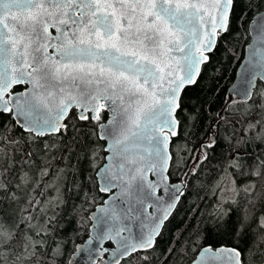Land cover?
<instances>
[{"label":"snow or ice","instance_id":"obj_1","mask_svg":"<svg viewBox=\"0 0 264 264\" xmlns=\"http://www.w3.org/2000/svg\"><path fill=\"white\" fill-rule=\"evenodd\" d=\"M262 7L264 0H0V264H57L63 188L84 165L96 173L95 192L108 197L88 219L100 225L92 239L115 245L111 264L133 254L140 264H173L189 252L191 264H264V160L252 168L243 159L250 144H264V91L246 80L237 99L216 109L214 99H185L207 53ZM249 31L264 69V15ZM81 122L92 127L83 132ZM182 135L196 141L183 162L170 148ZM90 137L105 141L102 165ZM218 148L226 155L214 165L211 224L157 255L165 222ZM75 186L85 203L95 201L93 189ZM212 235L230 243L216 247Z\"/></svg>","mask_w":264,"mask_h":264},{"label":"trees","instance_id":"obj_2","mask_svg":"<svg viewBox=\"0 0 264 264\" xmlns=\"http://www.w3.org/2000/svg\"><path fill=\"white\" fill-rule=\"evenodd\" d=\"M263 8L259 10L253 8L248 11L242 25L234 22L233 30L218 40L214 51L210 54V61L202 67L200 83L185 93L186 100L197 96H203L209 100L214 99V109L219 108V105L224 103L228 88L235 77L236 69L243 58L245 46L249 42L250 23L253 17ZM209 87H213L215 91L209 92ZM255 87L264 91V81L258 80ZM243 107L242 104L241 110H243ZM106 117L107 114H105V119ZM81 123L84 124L83 132L89 131L92 127L86 122ZM90 139L96 145V150L99 153L100 158L97 163L102 164L105 156L104 143L101 140L96 142L91 137ZM174 141L171 145V151L176 155L178 161L183 162L190 154L186 149H191L196 141L183 135L180 138H174ZM225 155L226 152L218 148L216 154L201 171L199 177L191 181L190 186L186 189L185 196L181 198V202L166 221L162 229V235L157 238V255L160 250L167 249L170 244L175 246L174 242L181 238V234H183V237H187L196 227H202L204 223L211 224L209 214L213 212L217 204L213 186L219 175V170L214 165L222 164ZM243 159L246 165L255 168L261 160H264V144L258 142L250 144L245 150ZM73 164H75V160H73ZM188 167H191V162L188 163ZM247 170L245 168V171ZM173 171L175 175L172 177V181H176L179 176L187 171V168L181 167L179 171L173 168ZM235 179L241 185L248 183L249 180L247 176L239 173H236ZM73 181H75V185H82L85 190L93 189L92 195L96 196L95 201L93 202L90 196L88 202L85 203L83 191L78 190ZM94 181L95 172L88 169L87 165L80 167L79 171H76L75 168L72 169L66 178V188H63V191L67 204L60 211L56 227V235L63 255L59 257L57 264H68L76 246L89 236V214L105 198L104 194L95 192ZM52 195L54 196L55 193ZM73 205H75V210H73ZM208 242L216 247L222 243H230L227 236L221 239L216 235H212ZM194 255V253L189 252L183 260H176L174 257L172 262L173 264H189ZM121 264H140V261L136 258V254H133L132 257L122 260Z\"/></svg>","mask_w":264,"mask_h":264},{"label":"water","instance_id":"obj_3","mask_svg":"<svg viewBox=\"0 0 264 264\" xmlns=\"http://www.w3.org/2000/svg\"><path fill=\"white\" fill-rule=\"evenodd\" d=\"M260 15H264V8L253 17L252 21ZM252 21L250 25H252ZM254 46L257 48L260 47V44L257 41V34L255 31H249V42L245 46L243 58L240 64L238 65L236 69L235 77L228 88L227 97L232 96V98H237L234 95V92L237 89L247 87L246 80H252V83L254 85H256L258 80L264 81V79L260 78L261 72L264 71V69H261L258 66L257 62L259 61V56H255V57L252 56V49ZM211 53H207V54L210 56ZM254 64L256 65L255 67H253ZM253 76H255V79H253ZM107 118L108 116L106 117L105 120H107ZM97 132H99V129ZM101 141L105 145V141L103 140ZM170 148H171V145H170ZM95 178H96V173H95ZM148 179L151 180V179H154V177L149 173ZM171 182H176V181H171ZM157 195H163L165 199H167V195L164 194L161 190H158ZM106 199H108V197L105 195V198L103 199V201ZM103 201L94 207V209L90 212L89 217H92L94 215H97V216L101 215V213H99L97 209L103 206ZM149 211H153V209H149ZM89 222H90L89 236L84 241L80 242L76 246L74 252L71 254L69 258L68 264H111V260H112L111 249H113L115 245H113L110 242H105L102 245L100 244V242L92 239L97 234V231L99 230L100 225H97L94 219H89ZM133 231L134 233L139 231V226L137 224L133 225ZM104 248L109 249V251L105 252ZM189 264H191V262Z\"/></svg>","mask_w":264,"mask_h":264}]
</instances>
